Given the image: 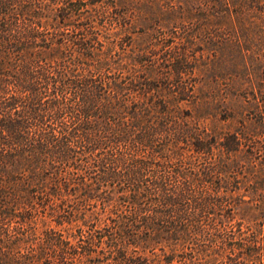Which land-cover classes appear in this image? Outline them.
Instances as JSON below:
<instances>
[{"label": "trees", "instance_id": "1", "mask_svg": "<svg viewBox=\"0 0 264 264\" xmlns=\"http://www.w3.org/2000/svg\"><path fill=\"white\" fill-rule=\"evenodd\" d=\"M0 264H264V0H0Z\"/></svg>", "mask_w": 264, "mask_h": 264}, {"label": "rangeland", "instance_id": "2", "mask_svg": "<svg viewBox=\"0 0 264 264\" xmlns=\"http://www.w3.org/2000/svg\"><path fill=\"white\" fill-rule=\"evenodd\" d=\"M140 28H142V27H139L138 30ZM201 46L202 45H199V48ZM196 52L198 53V52H200V50H197ZM213 52L216 53V55H212L213 62L215 63V65L220 66L218 68L223 69L221 72L223 75L226 74V71H227L226 70L227 69V48L225 51H213ZM214 80L222 83V85H226V83H227V77L222 78V76H220L218 78H215ZM219 124L222 125L224 128L229 127V125L227 124V120H224V121L220 122Z\"/></svg>", "mask_w": 264, "mask_h": 264}]
</instances>
